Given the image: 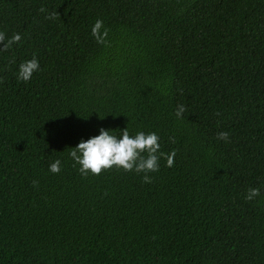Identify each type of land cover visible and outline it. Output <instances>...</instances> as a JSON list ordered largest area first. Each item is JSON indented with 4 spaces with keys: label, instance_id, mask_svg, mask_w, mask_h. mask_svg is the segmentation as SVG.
<instances>
[{
    "label": "trees",
    "instance_id": "16d2710c",
    "mask_svg": "<svg viewBox=\"0 0 264 264\" xmlns=\"http://www.w3.org/2000/svg\"><path fill=\"white\" fill-rule=\"evenodd\" d=\"M0 33V264H264V0H0ZM126 127L173 166L81 175Z\"/></svg>",
    "mask_w": 264,
    "mask_h": 264
},
{
    "label": "clouds",
    "instance_id": "9594fccd",
    "mask_svg": "<svg viewBox=\"0 0 264 264\" xmlns=\"http://www.w3.org/2000/svg\"><path fill=\"white\" fill-rule=\"evenodd\" d=\"M93 38L99 44H104L108 36V30L104 27L102 20H96L91 28ZM21 40L19 34L13 35L4 43L7 48L10 45ZM5 41V36L0 33V43ZM40 70L38 59L33 56L30 60H25L18 66L17 78L23 82L31 80L34 73ZM185 108L183 105L178 106L176 117L181 118ZM119 131V135L116 132ZM159 136L154 133H145L143 131L130 135L128 127L123 130H106L99 129V134L90 137L87 140H81L77 146L71 148L68 153L74 162V166H78V171L83 176L100 175L102 171L112 168L122 169L126 172L143 173V181L151 183L150 173H156L160 168V159L166 161L167 167H172L176 152L170 153L160 151ZM218 140L225 143L229 140L227 132H220L217 135ZM61 160L56 159L49 164V171L53 174H59L61 171ZM258 188H249L245 199L253 201L259 196Z\"/></svg>",
    "mask_w": 264,
    "mask_h": 264
}]
</instances>
